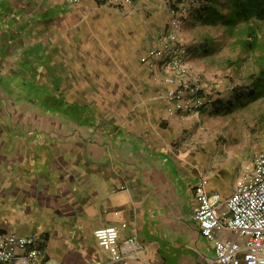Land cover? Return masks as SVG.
Returning a JSON list of instances; mask_svg holds the SVG:
<instances>
[{
    "label": "crops",
    "instance_id": "0c3cea01",
    "mask_svg": "<svg viewBox=\"0 0 264 264\" xmlns=\"http://www.w3.org/2000/svg\"><path fill=\"white\" fill-rule=\"evenodd\" d=\"M170 18L166 0H0V233L35 237L40 264H220L196 185L229 196L256 154L220 164L203 113L170 114L143 59Z\"/></svg>",
    "mask_w": 264,
    "mask_h": 264
},
{
    "label": "built area",
    "instance_id": "2783aa9c",
    "mask_svg": "<svg viewBox=\"0 0 264 264\" xmlns=\"http://www.w3.org/2000/svg\"><path fill=\"white\" fill-rule=\"evenodd\" d=\"M69 1L78 3L80 0ZM134 1L106 0L120 6H130ZM170 13L167 28L158 34L159 43L143 59L168 74L170 87L166 97L170 114L199 115L214 104L217 96L212 88L200 87L190 80L189 46L181 37V28L191 11L178 5ZM245 172L244 178L227 197L211 190L207 177L196 185L199 203L195 215L203 235L214 242L220 264H264V146L246 165ZM223 231L235 233L238 239L220 237L219 233ZM95 236L100 245L111 252L114 261L124 259L117 225L100 227ZM41 256L35 237L0 233L1 264H40Z\"/></svg>",
    "mask_w": 264,
    "mask_h": 264
},
{
    "label": "rangeland",
    "instance_id": "374dc122",
    "mask_svg": "<svg viewBox=\"0 0 264 264\" xmlns=\"http://www.w3.org/2000/svg\"><path fill=\"white\" fill-rule=\"evenodd\" d=\"M207 1L166 0L170 10L181 5L191 11L181 28L189 46L190 80L212 88L217 96L199 116L204 127L198 126L195 135L213 145L220 164L230 154H243L251 161L264 146V19L250 23L258 37L256 48L250 50L243 44L248 38L247 23L231 29L222 20L203 21L200 10L206 4L228 14L227 0Z\"/></svg>",
    "mask_w": 264,
    "mask_h": 264
},
{
    "label": "trees",
    "instance_id": "16d2710c",
    "mask_svg": "<svg viewBox=\"0 0 264 264\" xmlns=\"http://www.w3.org/2000/svg\"><path fill=\"white\" fill-rule=\"evenodd\" d=\"M215 1L209 0L207 2ZM226 4L228 14L220 12L214 6L215 4H206L200 10V17L205 22L217 23L219 20H222L231 29L238 24L247 23L248 38L243 41V44L250 50L256 48L257 32L254 27H251L250 23L253 19H264V0H227ZM204 13H207L206 16Z\"/></svg>",
    "mask_w": 264,
    "mask_h": 264
}]
</instances>
